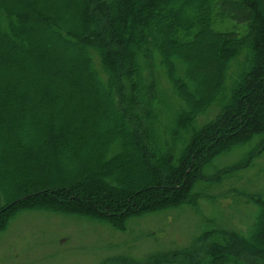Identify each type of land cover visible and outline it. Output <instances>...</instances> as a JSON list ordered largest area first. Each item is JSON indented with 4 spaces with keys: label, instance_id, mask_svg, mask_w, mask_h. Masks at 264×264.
Wrapping results in <instances>:
<instances>
[{
    "label": "trees",
    "instance_id": "16d2710c",
    "mask_svg": "<svg viewBox=\"0 0 264 264\" xmlns=\"http://www.w3.org/2000/svg\"><path fill=\"white\" fill-rule=\"evenodd\" d=\"M68 46L80 60L51 59ZM209 55L203 84L191 64ZM262 155L264 0H0V234L30 211L122 230L239 183ZM238 189L225 196L254 208L244 229L213 224L142 264H264V185Z\"/></svg>",
    "mask_w": 264,
    "mask_h": 264
},
{
    "label": "rangeland",
    "instance_id": "374dc122",
    "mask_svg": "<svg viewBox=\"0 0 264 264\" xmlns=\"http://www.w3.org/2000/svg\"><path fill=\"white\" fill-rule=\"evenodd\" d=\"M244 12L251 15L247 10ZM247 32L245 25L235 27V33L240 36ZM44 39L56 44L51 36L34 35V46H38L37 40ZM77 52L76 47L68 46L52 55L51 59L69 53L80 60ZM199 58L191 64V70L198 74L204 71L203 79L198 81L207 84L212 79L210 71L215 69L214 64L210 62V55L206 59ZM211 115H215L212 109L206 113L207 117ZM202 122H205L204 116L198 117V123ZM248 149L235 150L213 167L235 163ZM239 178V183L233 181L214 189L199 187L195 192V203L139 216L128 221L122 230L112 229L106 223L84 216L21 212L0 234V264H115L120 256L142 264L148 255L185 249L203 229L213 224L226 229H244L253 217L254 208L246 207L242 198L238 202L232 197L231 202V196H225V190L231 186L240 191L244 189L243 192L262 188L264 155L256 160L253 170L241 174ZM126 187V184L120 183L118 189Z\"/></svg>",
    "mask_w": 264,
    "mask_h": 264
}]
</instances>
